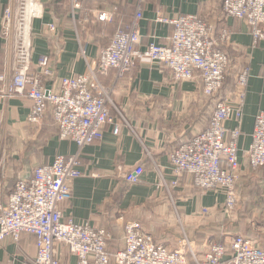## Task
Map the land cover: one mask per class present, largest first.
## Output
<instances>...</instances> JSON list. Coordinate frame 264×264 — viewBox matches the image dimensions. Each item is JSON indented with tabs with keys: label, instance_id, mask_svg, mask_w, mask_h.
<instances>
[{
	"label": "crops",
	"instance_id": "obj_1",
	"mask_svg": "<svg viewBox=\"0 0 264 264\" xmlns=\"http://www.w3.org/2000/svg\"><path fill=\"white\" fill-rule=\"evenodd\" d=\"M222 1L80 0L81 8L73 12L69 0H37L43 15L33 20L31 26L30 71L41 76L44 88L56 90L59 79L84 75L88 67L95 66L100 51L112 36L130 28L137 10L141 14L140 41L135 49L139 50L151 43L167 45L173 27L157 23V16L174 19L196 15L212 28L217 47L228 57L224 81L229 77L230 82L232 79L236 82V87L224 92L223 99L235 98L236 79L244 71L247 73L237 139L238 175L246 178L250 169L244 152L251 142L255 118L264 112V49L260 44L253 45L244 20L224 15ZM15 4L16 0H0V77L5 76V82L0 81V168L3 167L5 178L4 201L13 184L30 179L36 168L51 164L57 156L67 159L77 154L81 176L70 184L71 200L60 206L62 216L76 224L106 230L112 238L111 252L122 248V226L128 222L138 223L144 234L168 250L178 248L186 240L193 252L202 254L210 242L224 243L236 234L264 248L263 230H259L264 224V208L260 204L251 215L238 216V221L249 225L244 232L220 229L216 226L220 215L224 220L236 218L233 213L224 212V191L200 190L190 176H173L170 156L206 130L215 108V98L203 93L199 72L191 80L175 83L165 65L141 59L121 76L114 70L98 76L101 85L111 91L109 115L118 124L119 132L115 135L113 126H106L101 140L79 150L74 143L60 140L50 112L43 115L39 124L29 123L31 101L25 96L4 98L2 95L10 81L12 51L10 42L2 35L1 21L4 10ZM43 60L47 62L45 68L40 66ZM44 70L51 74L45 76ZM234 126L233 121L226 124L230 131ZM137 166L143 168L140 181L126 184L123 176ZM258 170L264 176V166ZM202 219L207 220L206 225H215V231L209 232V241L203 240L195 249L192 243L195 241L189 237L206 234L200 229V225H205ZM197 227V233L192 234ZM171 235L179 239L170 240ZM35 244V237L25 233L17 242L5 239L0 242V264H32ZM59 258L62 264H76L63 245L59 247Z\"/></svg>",
	"mask_w": 264,
	"mask_h": 264
},
{
	"label": "built area",
	"instance_id": "obj_2",
	"mask_svg": "<svg viewBox=\"0 0 264 264\" xmlns=\"http://www.w3.org/2000/svg\"><path fill=\"white\" fill-rule=\"evenodd\" d=\"M74 12L81 8L80 0H69ZM226 17L244 20L254 46L264 49V0H223ZM43 15L37 0H16L14 7L4 10L1 21L2 35L10 42L12 63L10 81L2 90L4 98L26 96L32 103L28 122L39 124L43 115L50 112L60 140L74 143L79 150L103 137V129L118 124L109 115L111 91L101 85L98 76L114 70L117 76L128 73L136 60L165 65L175 83L201 74L203 93L215 97L224 81L228 65L227 56L220 50L211 33L212 28L196 15L169 19L156 17V22L171 25L173 30L166 46L149 44L144 50L135 49L140 35L135 13L130 28L116 33L103 48L95 66L86 74L59 79L56 90L44 88L41 76L30 71L31 26ZM45 68L46 60L40 62ZM43 74L51 72L44 70ZM264 78V73H263ZM5 82V76L0 77ZM247 73L237 79V90L219 101L211 114L208 127L182 144L170 156L175 178L188 175L196 188L205 191L222 189L225 194L224 212L229 213L236 204L235 184L240 166L237 139L245 99ZM235 126L230 131L226 124ZM249 169L264 166V112L257 114L251 133V142L244 152ZM78 155L67 159L57 156L49 165L34 170L28 180L18 181L6 201L3 199L5 178L0 168V242L10 239L17 242L21 234L36 240V255L32 264H60L59 247L68 249L76 264H264V248L250 239L234 235L224 243L210 242L202 254H196L183 240L174 250H168L144 234L138 223L124 226L125 248L119 252L107 250L109 234L87 224L65 220L60 206L71 200V182L81 176ZM143 168L137 166L123 176L129 185L137 184ZM176 182V181H175ZM172 182L171 185H175ZM162 185L167 188L165 182ZM206 211H203L205 213Z\"/></svg>",
	"mask_w": 264,
	"mask_h": 264
},
{
	"label": "rangeland",
	"instance_id": "obj_3",
	"mask_svg": "<svg viewBox=\"0 0 264 264\" xmlns=\"http://www.w3.org/2000/svg\"><path fill=\"white\" fill-rule=\"evenodd\" d=\"M249 172L250 173L247 175L246 178H243V175L239 174L236 184L234 186L237 205L235 204L234 209L230 211L228 214L233 213L232 215H234V217L236 218L233 219L232 217L231 218L228 217L230 219L226 218L225 219L226 221H225L223 219L225 217L222 218V215H220L219 221H217L216 223V226L218 228L220 229L222 228L232 229L233 228L234 230H237V233H242L244 232L245 227H248L249 225L248 223H242L241 221H238L237 220L238 216H241L243 214L251 215L252 212L256 211L259 204H260V208H264V176H261L258 169H255V170L250 169ZM237 201L239 202L237 203ZM223 216H226V215H223ZM201 223H204L205 225H200L201 226L200 229H203L207 235L206 234L203 235V233L202 234L197 233L198 227L192 230L193 231L192 234L197 233L196 236L189 237L192 241L193 240L195 241V242H192L195 249H197L196 246L198 244L201 245V242L203 240L209 241V239H211V237H209L211 235L209 234V232L213 233V231H215V229L213 228L215 225L214 226L206 225L207 223L206 219H202ZM177 229H178L179 234H181L180 226L177 227ZM260 229L263 230L261 234H264V224L263 225L261 224V226H259V230ZM169 239L173 240V239H179V238H176L173 235H171ZM172 243H176V242L172 241ZM186 243L188 245L190 244V242H186Z\"/></svg>",
	"mask_w": 264,
	"mask_h": 264
},
{
	"label": "trees",
	"instance_id": "obj_4",
	"mask_svg": "<svg viewBox=\"0 0 264 264\" xmlns=\"http://www.w3.org/2000/svg\"><path fill=\"white\" fill-rule=\"evenodd\" d=\"M119 33V32H118ZM115 35V34H114ZM113 35V36H114ZM112 36V37H113ZM112 39V38H111ZM111 41V40H110ZM110 43V42H109ZM109 45V44H108ZM107 45V46H108ZM222 52L226 55V53L222 50ZM227 56V55H226ZM227 59H228V57H227ZM46 64H47V62H46ZM225 76H227V75H225ZM238 78V77H237ZM231 81V79L229 78V77H225V81L223 82V84H222V87L220 88V90H219V92H218V94L214 97L215 99V102H214V106L219 102V101H221L223 98V94H224V92H226V91H228V90H230V91H233L234 89H235V87H236V82L234 83L233 81V79H232V82H230ZM236 81H237V79H236ZM26 97V96H25ZM217 102V103H216ZM216 103V104H215ZM107 109H108V113L111 115V110H110V108L107 106ZM46 113H48V112H46ZM39 168V167H38ZM37 169V168H36ZM17 182H15L14 184H13V186L11 187V189H10V193L13 191V189H14V186H15V184H16ZM127 184V183H126ZM129 185V184H128ZM6 187H7V185H6ZM9 193V194H10ZM205 214H207V212L205 213ZM204 215V214H203ZM208 215V214H207ZM206 215V216H207ZM124 226H125V224L122 226V235H123V246H122V248L119 250V251H122L124 248H125V232H124ZM187 229L189 230V228L187 227ZM236 235H238V236H242L241 234H236ZM111 242H112V238H111V236L107 239V250L109 251V252H111L110 250L112 249V246H111V248H110V244H111ZM114 249V248H113ZM118 251V252H119ZM117 252V251H116Z\"/></svg>",
	"mask_w": 264,
	"mask_h": 264
}]
</instances>
